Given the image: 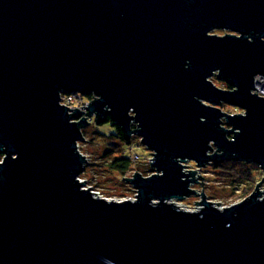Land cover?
<instances>
[{
  "label": "water",
  "instance_id": "obj_1",
  "mask_svg": "<svg viewBox=\"0 0 264 264\" xmlns=\"http://www.w3.org/2000/svg\"><path fill=\"white\" fill-rule=\"evenodd\" d=\"M263 79L264 0H0V264H264V178L220 209L185 165L264 174ZM62 92L152 151L156 173L123 178L135 200L79 180L90 123Z\"/></svg>",
  "mask_w": 264,
  "mask_h": 264
},
{
  "label": "rangeland",
  "instance_id": "obj_2",
  "mask_svg": "<svg viewBox=\"0 0 264 264\" xmlns=\"http://www.w3.org/2000/svg\"><path fill=\"white\" fill-rule=\"evenodd\" d=\"M228 33L230 32L225 30L212 32V34L222 36ZM210 79L218 88L227 89L226 83L219 81L216 75ZM218 107L229 114L244 113V110L224 103L218 105ZM132 126L136 127L134 124ZM116 132V126H111L110 123H105L104 125L93 123L84 131L85 140L80 142V150L87 156L88 162L84 167L81 180L85 181L86 188L91 187L94 191L101 192L106 198L128 200L135 197L137 191H135L131 183L123 178L132 177L136 172L148 177L156 173V171L145 163L146 158L152 156V151L143 146L139 136H132L129 145L122 142L118 137H114L113 134ZM229 137L232 138V136ZM131 145L135 147L134 151L130 150L129 147ZM213 151H216L215 147ZM137 153L142 159L137 164H133V167L127 173H121L109 168V163L116 155H128L130 157L131 154ZM242 164V166H236L237 171H228L232 174V176H228L227 172L216 169L213 163L207 164L201 170L194 161L185 163L186 170L197 171L194 177H198V175L205 177L204 180L198 178V182L193 183L191 188H194L198 194L203 192L206 199L213 203L220 202V205L214 204L220 209L235 205L248 198L256 190V185L264 178V174L258 164L257 166H253L251 163ZM241 171L245 172L244 175L237 174L241 173ZM202 182L203 186L201 185ZM258 188L259 190H264V180L258 184ZM202 200L200 195L193 194V196L185 197L183 200L172 199V202L181 204L182 210L195 211L199 210L201 206L194 202H201Z\"/></svg>",
  "mask_w": 264,
  "mask_h": 264
},
{
  "label": "built area",
  "instance_id": "obj_3",
  "mask_svg": "<svg viewBox=\"0 0 264 264\" xmlns=\"http://www.w3.org/2000/svg\"><path fill=\"white\" fill-rule=\"evenodd\" d=\"M261 84H264V79L262 80V81H258L257 80V82H256V90H255V92L258 94V95H260V96H263L264 97V90H261L257 85H260V83ZM259 90V91H258ZM61 101H60V103H61V105H64L65 107H68L69 109L70 108H78L80 111L82 110V111H84V113H82V116L83 117H86V119H87V121H88V123H90L88 126H91L93 123L94 124H96V122H95V118H96V116L95 115H92V117H89L86 113L88 112V109H86V108H83L82 106H86L89 102H91L92 100H95V97L97 98V96L96 95H91V96H89V95H84V94H80V93H78V92H74V93H70V94H67V93H64V92H62L61 93ZM92 96H94V97H92ZM71 113H73V111L72 110H69V114H71ZM82 116H81V118H73V120L72 121H75V122H79L81 119H82ZM88 117V118H87ZM87 126V127H88ZM87 127L86 128H84V129H82V133H83V136H84V131L87 129ZM80 147H81V144H80V142L78 143V150L82 153V154H84L83 152H82V150H80ZM130 148V150L131 151H134L135 150V147H133L132 145L129 147ZM85 155V154H84ZM86 156V155H85ZM153 157V155L151 156V157H148V158H146V160H145V163L149 166H151V164H150V160H151V158ZM86 158H87V156H86ZM129 158H131V160H132V162H133V164H137L142 158H140V156H139V154L137 153V154H131V156L129 157ZM87 160H88V158H87ZM86 165V164H85ZM79 180L81 181V182H83L82 180H81V176L79 177ZM90 188V187H89ZM91 190H92V192L95 194V196H98V197H100V198H104V199H110V198H106L105 196H103L102 195V193L101 192H99V191H94L92 188H91ZM136 196H137V193H136V195H135V197H133V198H129V199H131V200H135L136 199ZM119 200V199H118ZM117 200V201H118Z\"/></svg>",
  "mask_w": 264,
  "mask_h": 264
},
{
  "label": "trees",
  "instance_id": "obj_4",
  "mask_svg": "<svg viewBox=\"0 0 264 264\" xmlns=\"http://www.w3.org/2000/svg\"><path fill=\"white\" fill-rule=\"evenodd\" d=\"M227 85V84H226ZM227 89H232L230 86L227 85ZM91 96V95H89ZM105 123H110L111 126H116L117 132L114 135V137H118L122 142L125 144L131 143V137H128L127 134H125L122 131V128L118 126L116 123H112L110 117L106 116L103 118L101 123L99 125H104ZM3 158V154L0 153V160ZM243 164L241 162H234V161H225V162H214L213 166L216 167V169L225 171L228 173V176H232V174L228 171L233 170L237 171L236 166H242ZM253 166H257L256 164H252ZM133 167V162L131 158L127 156H118L116 155L115 157L112 158V161L109 163V168L114 171H119L121 173H127V171L131 170ZM235 169V170H234ZM240 170V169H239ZM244 171H241V173H237L240 175H244ZM235 177V176H233Z\"/></svg>",
  "mask_w": 264,
  "mask_h": 264
},
{
  "label": "bare ground",
  "instance_id": "obj_5",
  "mask_svg": "<svg viewBox=\"0 0 264 264\" xmlns=\"http://www.w3.org/2000/svg\"><path fill=\"white\" fill-rule=\"evenodd\" d=\"M259 83H260V82H259ZM257 86H258L261 90H264V84H261V83H260V85H257ZM174 204H175L176 206H179L180 209H182L181 204H178V203H175V202H174Z\"/></svg>",
  "mask_w": 264,
  "mask_h": 264
}]
</instances>
